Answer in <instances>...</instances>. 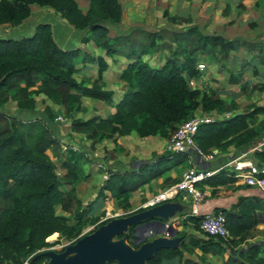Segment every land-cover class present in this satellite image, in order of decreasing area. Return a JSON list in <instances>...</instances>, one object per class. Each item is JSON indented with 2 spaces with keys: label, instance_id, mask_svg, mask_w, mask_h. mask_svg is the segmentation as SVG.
Wrapping results in <instances>:
<instances>
[{
  "label": "trees",
  "instance_id": "1",
  "mask_svg": "<svg viewBox=\"0 0 264 264\" xmlns=\"http://www.w3.org/2000/svg\"><path fill=\"white\" fill-rule=\"evenodd\" d=\"M87 1L88 8L83 10L77 0H0V24L21 25L30 17L33 4L51 7L76 29L86 30L83 42L92 39L105 47L107 53L114 54L118 49L112 48L111 41L122 37H109L112 39L109 41L103 37L110 33L109 24L116 25L122 20L120 0ZM169 19L175 22L178 17L169 15ZM180 21L191 22L192 18L181 17ZM189 33L193 36L199 34L200 44L184 51L183 60L171 57L162 65L154 66L143 58L146 49L141 50L120 75L128 89L115 104V111L107 117L73 116L70 129L84 135L91 142V148H95L105 137H125L133 132H138L141 137H168L197 110L211 112L223 107L218 93L191 87L189 80L203 76L197 68V51L208 48L230 51L238 48L240 41L226 39L222 35L203 34L194 28ZM148 37L151 45L155 46L159 33L149 32ZM80 53V48H61L49 23L38 24L31 36L0 38V102H15L18 108L16 113L0 110V264H22L28 258L31 264H46L48 258L44 251L58 243L48 239L56 238L59 233L74 242L82 236L83 228L89 223L95 224V230L111 219L100 221L105 211L85 218L88 210L83 208L74 185L86 177L82 169L85 152L66 145L68 158L62 166L67 168V172L59 173L56 159L64 154L65 145L51 127L57 115L53 107H45L43 112L47 119H25L21 115L25 110L37 109L39 96L63 105L66 112L73 110L74 106L79 110L83 97L112 103L114 92L103 88L101 77H83L86 82L76 77V59ZM130 55L132 57L133 54ZM88 59L92 56L84 53L82 61L85 63ZM258 90L264 92V84ZM260 113H264V106H253L230 117L203 122L198 127L195 141L206 153L214 149L225 153L231 147L250 146L264 132V121L259 124L253 122ZM107 155L112 160L116 159L113 153ZM255 155L258 159L255 164L263 167L264 149L257 150ZM190 156L189 153L167 151L133 169L120 171L111 168L99 195H105L104 191L108 190L112 197L128 201L133 191L187 162ZM236 173L234 167L224 166L197 185L212 187L214 194L219 186L238 180ZM261 190L264 191L263 188ZM260 201L259 198L240 197L230 208L215 209V213L222 212L226 216L230 237L207 235L208 239H199L196 244H200L204 252L211 251L213 245L233 246L257 225V212L264 210ZM58 207L63 213L58 212ZM202 219V216L189 214L185 222L200 226ZM130 233L129 240L133 243L134 226ZM182 244L179 249L160 250L148 264L182 258L184 250H189L187 244ZM259 252V245L250 244L248 255L241 251L243 259L236 260L239 264H264V258L258 257Z\"/></svg>",
  "mask_w": 264,
  "mask_h": 264
},
{
  "label": "crops",
  "instance_id": "2",
  "mask_svg": "<svg viewBox=\"0 0 264 264\" xmlns=\"http://www.w3.org/2000/svg\"><path fill=\"white\" fill-rule=\"evenodd\" d=\"M77 1L80 5L81 0ZM206 1L207 2L205 3L206 5L203 14L209 19L211 13L206 12V10L213 9L218 20L221 21V23L225 26L223 31L217 32L214 35H222L226 39L240 41L238 48L232 49L230 51L220 50L223 56H227L230 53L245 56L246 61L240 62L239 66H237L234 70H231L232 72L230 73V79H233L232 81L239 83L243 75L246 74L247 78H245L243 81L245 83L242 85V87L248 86L252 89L255 86H262L264 84V0ZM120 2L123 6V18L124 4L122 0H120ZM213 2H215V8L210 7L213 5ZM80 7L83 10L88 8V6L83 7L81 5ZM40 23L51 24L54 39L63 49L74 50L75 48H81L80 46H82L84 43L82 38L85 35L86 30L76 29L59 13H56L54 9L47 6H41L39 4L32 5V13L30 17L27 18L21 25L13 26L11 24H0V38L8 39L19 38L21 36H31L35 32L37 25ZM217 49L218 48L212 50L208 48L205 51H199H216ZM199 63L203 62L197 60V67ZM107 71H109V69ZM122 71L123 69L120 71V75ZM80 74L82 77H96L95 69L90 68V66L82 68ZM100 84L103 86V88L112 90L114 92V99L112 103H109L100 99L91 98L100 100L99 102H102L107 109L105 110V113H101L99 110H93V114L90 117H107L112 114L115 111V104L122 98L123 94L128 89L126 83L122 79H116L115 84L113 82L111 84V82H106L104 78H101ZM199 85L200 88L206 90L207 92H212L206 77H200ZM215 92L218 93L216 90ZM86 98L90 97H83L82 100L84 101ZM8 104H11V106H16L14 102H10ZM2 111L9 112V110L7 111L6 109ZM16 112H18V108L15 109V113ZM21 115L25 119H32L35 117L44 118L43 115L45 114L43 111H37L36 109L32 111L25 110L21 113ZM51 127L55 136L60 141H62L63 145H65L64 148L66 145H70L75 150L86 153V159H82V169L86 177L77 180L74 184L76 187V194L83 203V208L88 210V212L85 213V218L92 217L102 211H105V215L100 219V221H103L115 216L128 215L134 213L140 208H145V203L154 195L164 191L168 186L175 184L182 179V175L186 170H184L183 173H181V170L184 169L183 166L185 163H190V167H192L194 163H199L194 156H190L187 162L175 166L158 178L153 179L151 182L133 191L130 194L128 201L125 199H116L112 197L111 192L108 190L104 191L105 195L100 196L99 193L102 189V186L104 185L105 180L109 178V169L112 168L125 171L129 170V168H126V165L123 164L121 160H111L110 156L108 155L104 156L103 159H100V153L98 151L100 148L98 145L101 143H97L95 148H91L88 139L84 135L72 131L70 129V125L57 126L56 123H54ZM132 134L125 137H129ZM262 149H264V132L260 137H258V139L254 141L252 145L241 148L231 147L228 152H220L215 160L206 164H199V166L217 168L220 165L230 164L227 166L233 167L232 164L234 163V160L242 162L252 160L254 163H256L258 159L256 158L255 152L257 150L261 151ZM65 150L66 149H64V154L62 157L60 159H56V162L59 165V173L62 175L67 172V168L62 166V163L68 158ZM109 161H112L113 163L109 164ZM106 174L108 177H106ZM98 178H100L99 181ZM201 188L204 193V200L199 205V211H195L194 209L192 211V209H189V207L185 212L170 220V223L178 226V234L183 235L182 243L184 242L187 244L189 250H184L182 258L176 257L173 259H167L162 264H239L236 259H243L240 255L241 251H245V255H248L247 251L249 250L250 244L259 245L260 252L258 257L264 258V210H258L257 213L259 221L257 225L247 232L243 236V239L237 241V243H235L233 246H227L224 244L213 245L211 246V251L209 252H204L201 248V245L196 244L197 240L208 239V236L205 235L193 222H185V218L189 214L203 217L205 213L209 211H215L217 208H230L233 204L238 202L240 197L259 198L261 199L260 202L263 205L264 191L255 186H248L245 180L239 177L238 180L231 182L229 185L219 186L217 193L214 194L212 193L213 188L209 187L208 185H204ZM178 199L188 202L185 192L181 193L173 200ZM189 204L193 207V201L189 202ZM111 209H118L122 211L113 214ZM58 212L63 213L60 207H58ZM107 212H110L111 215L108 216ZM94 226L95 224L89 223L85 228L93 227L90 229L93 230ZM154 227L158 230L162 229L160 224H156ZM84 230L85 229H83L81 235L89 233L90 231ZM140 234L142 237L145 236V231L142 230ZM57 235L60 236L59 233H57ZM153 237L155 236H152L149 239H152ZM182 245L183 244H181V248Z\"/></svg>",
  "mask_w": 264,
  "mask_h": 264
},
{
  "label": "rangeland",
  "instance_id": "3",
  "mask_svg": "<svg viewBox=\"0 0 264 264\" xmlns=\"http://www.w3.org/2000/svg\"><path fill=\"white\" fill-rule=\"evenodd\" d=\"M124 4V16L119 24L111 26L110 33L103 37V40H112L113 37H122L119 40H112L114 45L112 48L118 49L114 54L107 53V49L102 47L96 41L90 39L84 41L80 46L81 53L76 59V77L84 81L80 71L84 67L95 69V76L101 77L106 82L115 84L116 79L120 78V71L135 58L137 53L146 49L143 58L148 60L154 66L162 65L167 59L173 57L177 61L183 60L184 51L196 48L199 46V34L190 35L191 28L197 29L203 34H216L225 29V26L218 20L213 9L206 10L211 13L208 19L204 14L206 0H122ZM80 5L88 6L86 0H81ZM213 5L210 6L214 7ZM175 15L178 19L174 22L169 19V15ZM191 17V22L180 21L181 17ZM157 31L159 37L155 46L151 45V40L148 37L149 32ZM122 35V36H121ZM111 37V38H109ZM185 47H187L185 50ZM84 53H89L92 59L83 62ZM130 54H133L132 57ZM197 60L205 63L203 77L207 78L212 92L218 91L219 101L223 107L211 111L204 112L200 109L196 113L201 117L214 116L217 120L229 117L231 114L239 111H248L253 106H264V92L258 90L255 86L252 89L248 86L242 87L247 75H243L239 83L230 79L231 70L239 66L240 62L246 61L244 55H237L230 53L223 56L218 48L216 51L197 52ZM235 66V67H234ZM109 69V71H107ZM97 70V71H96ZM107 71V72H106ZM86 82V80L84 81ZM124 84V83H123ZM118 85V84H117ZM100 100L86 98L82 102L81 108L78 110L75 106L73 110L66 112L63 105H58L50 100L45 99L44 96L38 97L36 104L37 111H44L47 105H51L56 111V119L52 124L57 126H66L70 124L72 117L74 118H88L93 114V110H99L105 113L106 107ZM10 103V102H8ZM0 102V110L6 109L10 113H15L17 106ZM15 103V102H14ZM16 104V103H15ZM39 104V106H38ZM42 116V115H41ZM47 119L46 115H43ZM62 117V120L59 119ZM263 113L256 116L253 120L255 124L264 121ZM173 131L168 137L149 136L141 137L138 132L133 133L129 137H105L98 143L100 150V159H103L107 153H113L116 159L121 160L126 168L133 169L140 165L141 161H152L156 155H163L167 153V147ZM91 146V142L88 140ZM230 150V149H229ZM110 156V155H108ZM110 159L112 160L111 156ZM109 161V164H112ZM191 166L190 163H185L183 170H187ZM100 178H98V181ZM201 188V187H200ZM202 190V188H201ZM190 206L189 209L193 207ZM112 213H119L122 210L111 209ZM200 229V226H198ZM93 227L83 228L84 231H89ZM50 242H58L47 249L61 250L71 241L65 237L57 236L54 239H48Z\"/></svg>",
  "mask_w": 264,
  "mask_h": 264
},
{
  "label": "water",
  "instance_id": "4",
  "mask_svg": "<svg viewBox=\"0 0 264 264\" xmlns=\"http://www.w3.org/2000/svg\"><path fill=\"white\" fill-rule=\"evenodd\" d=\"M185 196L188 202L170 200L128 215L115 216L70 242L62 251L47 249L44 251L48 258L46 264H148L162 249H179L183 235L178 234V226L170 220L190 207L192 195L189 190L185 191ZM156 224L162 229H156ZM132 226L133 243L129 240ZM142 230L145 231L143 237ZM152 236L155 237L149 239Z\"/></svg>",
  "mask_w": 264,
  "mask_h": 264
},
{
  "label": "built area",
  "instance_id": "5",
  "mask_svg": "<svg viewBox=\"0 0 264 264\" xmlns=\"http://www.w3.org/2000/svg\"><path fill=\"white\" fill-rule=\"evenodd\" d=\"M197 68L199 71H203L205 64L199 63ZM199 84L200 78H192L189 80V85L191 87H200ZM59 119L62 120V117L59 116ZM215 120L217 119L214 116L201 117L196 113L175 130V133L169 141L167 151L189 153L191 156H194L199 163H194L192 167L188 168L183 173L182 179L179 182L168 186L164 191L149 199L144 205L145 208L173 200L181 193L189 190L192 195L193 209L199 211V205L204 200V193L198 187L197 183L213 175L224 166L230 165H220L217 168L199 166V164H206L215 160L220 153L219 149H214L212 152L206 153L198 146L194 138L201 123ZM64 149H66V147ZM232 165L237 172V177L243 178L245 182L251 186L264 189V175H261V173L264 172V167H258L252 160L247 162L234 160ZM106 177H108L107 174ZM107 215L110 216V212H107ZM200 228L202 232L208 236L230 237V232L226 225V216L222 212L215 213V211H209L205 213L201 220ZM22 264H31L30 258L26 259Z\"/></svg>",
  "mask_w": 264,
  "mask_h": 264
}]
</instances>
